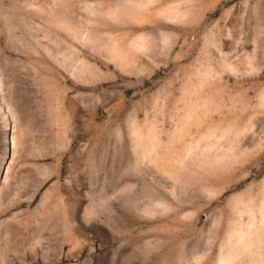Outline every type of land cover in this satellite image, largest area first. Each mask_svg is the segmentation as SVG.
Instances as JSON below:
<instances>
[{
	"label": "rangeland",
	"instance_id": "rangeland-1",
	"mask_svg": "<svg viewBox=\"0 0 264 264\" xmlns=\"http://www.w3.org/2000/svg\"><path fill=\"white\" fill-rule=\"evenodd\" d=\"M0 264H264V0H0Z\"/></svg>",
	"mask_w": 264,
	"mask_h": 264
}]
</instances>
